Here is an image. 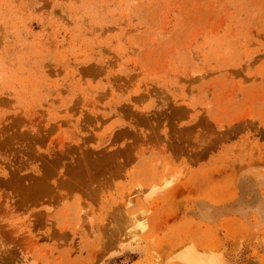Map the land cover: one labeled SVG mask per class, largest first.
Wrapping results in <instances>:
<instances>
[{
	"label": "rangeland",
	"instance_id": "obj_1",
	"mask_svg": "<svg viewBox=\"0 0 264 264\" xmlns=\"http://www.w3.org/2000/svg\"><path fill=\"white\" fill-rule=\"evenodd\" d=\"M264 264V0H0V264Z\"/></svg>",
	"mask_w": 264,
	"mask_h": 264
},
{
	"label": "bare ground",
	"instance_id": "obj_2",
	"mask_svg": "<svg viewBox=\"0 0 264 264\" xmlns=\"http://www.w3.org/2000/svg\"><path fill=\"white\" fill-rule=\"evenodd\" d=\"M179 253L176 258L178 257L184 264H220L214 255L200 254L190 248Z\"/></svg>",
	"mask_w": 264,
	"mask_h": 264
}]
</instances>
